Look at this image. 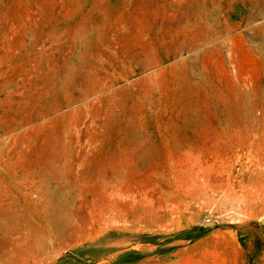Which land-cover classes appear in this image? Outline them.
<instances>
[{"label":"rangeland","instance_id":"rangeland-1","mask_svg":"<svg viewBox=\"0 0 264 264\" xmlns=\"http://www.w3.org/2000/svg\"><path fill=\"white\" fill-rule=\"evenodd\" d=\"M0 264H264V0H0Z\"/></svg>","mask_w":264,"mask_h":264}]
</instances>
